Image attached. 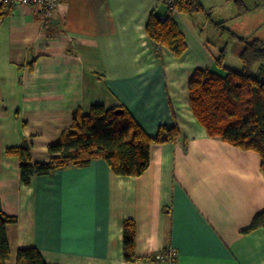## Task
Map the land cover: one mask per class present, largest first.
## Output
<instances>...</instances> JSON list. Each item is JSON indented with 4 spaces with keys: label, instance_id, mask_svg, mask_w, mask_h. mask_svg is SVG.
<instances>
[{
    "label": "crops",
    "instance_id": "1",
    "mask_svg": "<svg viewBox=\"0 0 264 264\" xmlns=\"http://www.w3.org/2000/svg\"><path fill=\"white\" fill-rule=\"evenodd\" d=\"M161 8L63 0L50 27L37 7L0 9V200L18 218L8 226L9 264L32 248L47 264H168L149 258L170 248L176 264H264V228L244 233L264 211L261 157L211 138L197 120L189 82L198 69L217 70L216 57L181 17L187 51L155 48L147 26L153 13L166 19ZM95 105L126 108L152 137L177 126L180 138L153 144L140 177L97 159L25 186L8 149L27 143L35 162L51 161L74 113ZM127 221L136 225L133 261Z\"/></svg>",
    "mask_w": 264,
    "mask_h": 264
},
{
    "label": "trees",
    "instance_id": "2",
    "mask_svg": "<svg viewBox=\"0 0 264 264\" xmlns=\"http://www.w3.org/2000/svg\"><path fill=\"white\" fill-rule=\"evenodd\" d=\"M202 11L201 0H178L177 12L168 14L166 19L153 13L147 26L149 40L155 48L165 47L181 57L187 51V44L177 19L182 14L194 15ZM240 41L245 44L239 53L242 71L225 66L226 51L222 50L216 58L219 70L198 69L194 72L189 82L190 101L195 117L211 138L258 153L264 173V41L248 42L243 38ZM179 138L177 126L163 127L158 136L152 137L126 108L95 105L89 115L78 110L74 113L70 130L59 143L49 147L53 155L51 161L35 162L27 143L9 148L7 154L19 158L25 186H30L36 177L67 168L86 167L97 159L106 161L117 176L140 177L151 165L152 145L176 142ZM17 223L18 218L6 214L0 200V264L11 261L8 226ZM259 228H264V211L244 233ZM135 241L136 225L127 221L125 251L128 261L136 258ZM149 259L154 261L152 257ZM15 264L47 262L39 250L32 248L19 250Z\"/></svg>",
    "mask_w": 264,
    "mask_h": 264
},
{
    "label": "rangeland",
    "instance_id": "3",
    "mask_svg": "<svg viewBox=\"0 0 264 264\" xmlns=\"http://www.w3.org/2000/svg\"><path fill=\"white\" fill-rule=\"evenodd\" d=\"M201 3L204 11L194 16H180L184 26L194 28L209 53L216 58L225 50V66L242 71L239 53L245 44L240 38L248 42L264 41V0H201ZM161 5V10L166 12V6ZM185 42L187 44L186 38ZM11 264H15L14 259Z\"/></svg>",
    "mask_w": 264,
    "mask_h": 264
},
{
    "label": "built area",
    "instance_id": "4",
    "mask_svg": "<svg viewBox=\"0 0 264 264\" xmlns=\"http://www.w3.org/2000/svg\"><path fill=\"white\" fill-rule=\"evenodd\" d=\"M63 0H0V6L7 8L18 7H37L43 13L44 27H50L54 20V12ZM168 9V14L177 12L178 0H159ZM177 251L167 249L163 252L156 253L153 260L160 263L176 264Z\"/></svg>",
    "mask_w": 264,
    "mask_h": 264
}]
</instances>
